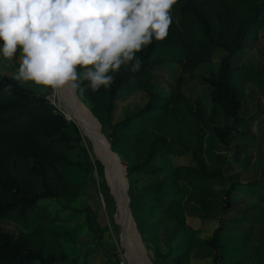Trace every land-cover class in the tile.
I'll use <instances>...</instances> for the list:
<instances>
[{
  "label": "trees",
  "instance_id": "obj_1",
  "mask_svg": "<svg viewBox=\"0 0 264 264\" xmlns=\"http://www.w3.org/2000/svg\"><path fill=\"white\" fill-rule=\"evenodd\" d=\"M263 14L264 0H178L167 38L153 40L137 53L142 61L138 72L122 66L112 73L110 87L93 92L84 82L76 89L121 155L127 175L159 173L164 169L159 160L169 164L167 181L141 187L153 198L150 211L175 220L183 233L182 240L168 244L164 264H190L194 247L212 250V264H227L223 235L233 229L226 223L248 222L244 214L226 216L237 204L234 192L264 201L261 177L242 180L239 170H231L242 158L231 143L247 119L241 112L246 83L253 82L264 94L262 69L240 63L239 57L247 40L258 38ZM217 50V69L197 74V65L210 61ZM168 62L179 70L174 90L162 93L155 87L153 69ZM194 76L207 85L210 107L200 96L191 102L183 90ZM137 90L146 93V101L114 119L116 102ZM221 113L226 118L219 123ZM77 147L81 158L74 153ZM183 155L192 162L173 161ZM91 165L74 120L49 96L0 75V220L12 219L19 228L16 234L0 229V264H101L96 245L69 254L58 244L55 252L43 235L54 216L41 201L70 207L73 216L80 213L71 203L80 194L77 174ZM187 216L199 217L203 224L215 219L216 224L208 236H197L189 230ZM85 221L89 229L98 225L90 212Z\"/></svg>",
  "mask_w": 264,
  "mask_h": 264
},
{
  "label": "rangeland",
  "instance_id": "obj_2",
  "mask_svg": "<svg viewBox=\"0 0 264 264\" xmlns=\"http://www.w3.org/2000/svg\"><path fill=\"white\" fill-rule=\"evenodd\" d=\"M263 48L264 14L262 15V25L259 29L258 38L247 40L239 54L240 63L245 62L261 68L264 77ZM220 54V50L214 51L210 61L197 65L195 68L197 74L216 70ZM18 67L19 53L12 61H5L0 57V75L14 79V73L18 70ZM178 70V64L173 62L157 65L153 69L155 87L162 93L172 92ZM23 86L38 94L49 96L52 102L54 97L57 102V105L53 102L54 105L65 116L71 117L69 119L76 122L80 131L81 146L88 151L92 163L91 167L77 174L80 182V194L71 203L80 209V213L73 216L70 207H60L57 202L51 199L41 201L54 216L50 225L43 229V235H45L48 242L47 248L56 252L58 250L56 245L59 244L65 252L70 254L87 244H94L98 250L96 260L101 264H140L137 254H140L145 264H164L161 257L167 250L168 244H174L182 240L183 233L176 229L175 220L170 221L163 214H153L150 211L149 205L153 202V198L150 194L143 193L141 187L145 184L167 181L169 179V164H167V161L159 160V164L164 166V169L156 174H126L129 217L140 236V241L130 224H128L129 233L131 238L141 247L144 256L147 258L145 259L136 244L132 242L133 245H131L124 227L125 218L122 204L118 199V196L122 199L121 182L111 172L113 169L108 160L107 152H104L98 146L95 136L70 114L68 103L65 99H62L59 93L61 90L53 94L51 89H41L31 84ZM183 90L189 95L191 102L194 98L200 96L208 107L211 106L207 93L208 87L205 83L199 81L197 77L194 76L186 83ZM244 91L245 96L241 112L247 119L243 124L242 132L235 135L231 143L233 148L242 155V158L231 164V170H239L242 180L255 177H261L264 180V94L260 93L257 86L251 81L246 83ZM75 93L77 95L76 90ZM76 95L77 101L89 110L86 103ZM146 99V93L137 90L117 101L114 119L121 118L127 110L132 109L135 105L142 104ZM66 112L68 115H66ZM91 115L94 117L92 113ZM224 118L226 117L222 113L216 116L219 123ZM100 129L102 131L100 133H104L102 127ZM236 143L242 144V146L235 147ZM79 150V147H77L74 153L81 158ZM121 152L123 156L124 149ZM227 153L230 154L228 151ZM117 154L125 166L121 155ZM173 161L185 164L192 162L190 155L174 157ZM118 176L121 178L120 173H118ZM234 198L237 200V204L227 211L226 216L234 217L244 214L248 216V222L226 223L233 230L231 233L223 235L225 246H227L225 262L227 261V264H264V201L258 200L255 196H246L240 191L234 192ZM87 212H90L94 217V221L98 223L94 229H89L85 221ZM211 220L210 223L203 224L201 218L187 216L189 230L201 237L208 236L215 227L216 220ZM0 229L10 230L16 234L19 228L14 220L1 219ZM132 233L134 236H132ZM212 256V250L196 249L191 257L190 264H212ZM121 259L123 263L120 262ZM143 262L142 264H144Z\"/></svg>",
  "mask_w": 264,
  "mask_h": 264
},
{
  "label": "clouds",
  "instance_id": "obj_3",
  "mask_svg": "<svg viewBox=\"0 0 264 264\" xmlns=\"http://www.w3.org/2000/svg\"><path fill=\"white\" fill-rule=\"evenodd\" d=\"M178 0H0V57L19 53L14 79L56 93L87 82L93 92L123 66L136 73L137 53L163 41ZM82 70V71H81Z\"/></svg>",
  "mask_w": 264,
  "mask_h": 264
},
{
  "label": "bare ground",
  "instance_id": "obj_4",
  "mask_svg": "<svg viewBox=\"0 0 264 264\" xmlns=\"http://www.w3.org/2000/svg\"><path fill=\"white\" fill-rule=\"evenodd\" d=\"M59 93L62 96V99H65L66 102L68 103V105L70 107L68 110L70 111V114L73 115L74 119L75 118L78 119L82 123L83 127L85 129H87L92 135L95 136V140H96L98 146L101 149H103L104 152H107L106 154H108V160L110 161V164H111L112 169H113V171H111V172L121 182L120 186L122 187L121 188V191H122L121 192V197H122V199L119 198V196H118V199L120 200V202L122 204V208H123L124 207V204H125V200H126L125 192H124L125 180H124V175H123V168H122V166H121V164L119 162V159L117 157L118 154L117 155L115 154L117 152L113 151V149L111 148V146L110 147L108 146L107 141H106L104 135H102L100 133L101 129L99 128L98 122L91 115L90 111L86 107L82 106L77 101V99L75 98V95L76 94H74L75 91L73 92V90L71 88L65 87ZM55 104L57 105V102L56 101H55ZM118 173L121 174V178L118 176ZM123 214H124L125 220L129 221V214L127 215V213H125V212H123ZM127 229H128V231H127L128 234L127 235L130 238L131 245H133L132 242H134L136 244V246L139 248V250H140L141 254L143 255V257L145 259H147L144 256V253H143L141 247L131 238V235L129 233V230H130L129 229V225H128ZM137 258H138V262L140 264H142L143 260L140 257V254H137Z\"/></svg>",
  "mask_w": 264,
  "mask_h": 264
},
{
  "label": "water",
  "instance_id": "obj_5",
  "mask_svg": "<svg viewBox=\"0 0 264 264\" xmlns=\"http://www.w3.org/2000/svg\"><path fill=\"white\" fill-rule=\"evenodd\" d=\"M75 94H76V93H75ZM89 110H90V109H89ZM90 112L92 113L91 110H90ZM92 114H93V113H92ZM93 115H94V114H93ZM66 117H67V116H66ZM94 117L97 119V117H96L95 115H94ZM67 118H71V117H67ZM97 121H98V123H99V128H101V124H100V122H99L98 119H97ZM102 134L104 135V137H105V139H106V141H107V144H108V146L110 147L111 144H110L109 140L107 139V137L105 136L104 133H102ZM115 154L117 155V153H115ZM117 157H118L119 162H120V164H121V166H122V168H123V175H124V180H125L124 192H125L126 200H125L124 207L122 208V211L125 212V213H127V215H128V214H129V212H128V201H127L128 197H127V193H126V189H127V186H128V185H127L126 171H125V166L122 164V162H121V160H120V158H119L118 155H117ZM128 222H129V223H128ZM128 224H130V225L134 228V231L136 232L137 238H138V240L140 241V236L138 235L137 230H136L134 224L132 223L130 217H129V221L125 220V223H124V227H125V229H126V232L128 231V229H127ZM142 246H143V245H142ZM143 248H144V247H143ZM144 252H145V251H144Z\"/></svg>",
  "mask_w": 264,
  "mask_h": 264
},
{
  "label": "crops",
  "instance_id": "obj_6",
  "mask_svg": "<svg viewBox=\"0 0 264 264\" xmlns=\"http://www.w3.org/2000/svg\"><path fill=\"white\" fill-rule=\"evenodd\" d=\"M93 245H94V244H93ZM194 248H196V249H206V248H204V247H194ZM194 248H193V249H194ZM193 249H192V251H193V252H192V255H193V253L196 251V249H195V250H193ZM206 250H209V249H206ZM191 257H192V256H191Z\"/></svg>",
  "mask_w": 264,
  "mask_h": 264
},
{
  "label": "built area",
  "instance_id": "obj_7",
  "mask_svg": "<svg viewBox=\"0 0 264 264\" xmlns=\"http://www.w3.org/2000/svg\"><path fill=\"white\" fill-rule=\"evenodd\" d=\"M120 262L123 263V260L121 259Z\"/></svg>",
  "mask_w": 264,
  "mask_h": 264
}]
</instances>
